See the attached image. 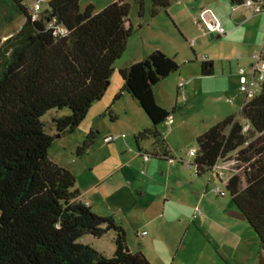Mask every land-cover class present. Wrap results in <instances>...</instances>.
<instances>
[{
	"label": "trees",
	"instance_id": "obj_1",
	"mask_svg": "<svg viewBox=\"0 0 264 264\" xmlns=\"http://www.w3.org/2000/svg\"><path fill=\"white\" fill-rule=\"evenodd\" d=\"M12 1L23 22L17 32L0 38V264H150L140 251L127 250L125 232L112 216L94 213L79 199L73 174L48 159L54 136L41 121L48 110L65 108L68 113L50 121L56 136L69 134L101 98L132 31L126 23L129 4L115 0L95 11L91 4L80 9L79 0H44L31 19L22 0ZM132 1L140 17L144 0ZM147 1L150 17L169 4ZM229 2L241 6L244 0ZM208 65L201 61L200 75L211 74ZM177 69L171 57L154 49L117 70L121 85L113 101L126 93L149 120L132 136L140 158L146 154L139 146L145 140L153 152L166 154L158 126L174 108L167 111L155 102L153 86ZM93 139L89 130L75 155L84 154ZM194 144L190 167L195 176L211 172L219 161H232L224 192L256 235V264H263L264 78L237 115L207 128ZM109 231L110 257L80 241Z\"/></svg>",
	"mask_w": 264,
	"mask_h": 264
},
{
	"label": "rangeland",
	"instance_id": "obj_2",
	"mask_svg": "<svg viewBox=\"0 0 264 264\" xmlns=\"http://www.w3.org/2000/svg\"><path fill=\"white\" fill-rule=\"evenodd\" d=\"M113 1L115 0H79L78 3L80 9L91 4L97 11ZM126 1L129 2L127 19L132 31L126 40L123 53L113 64L111 83H108L105 90L116 88L115 91L119 92V66H128L132 60H140L154 49L164 51L166 55L170 54L171 58L173 56L178 69L153 86L156 100L168 111L174 108V123L158 126L168 151L169 157L166 160L171 162V158L173 162L168 171L160 165L155 178L164 179L169 173L168 188H173L177 194L193 195L192 205L188 204L181 212L183 216L193 215L191 227L183 232L185 224L190 220L188 217L184 223L162 221V229L156 232L144 225V222L160 213L158 205L161 202L154 199V190L149 191L147 196L136 192L137 182L140 177H145L140 168L141 158H135L129 166L121 167L120 164L128 158L136 157L132 136L149 126V120L124 92L118 99L112 101V97L108 101L115 117L108 112H105L102 118L94 115L92 109L103 103V100L99 99L97 104L88 108L84 118L69 134L56 136L50 121L53 117L68 113V110H48L41 116L45 132L54 136L47 149V157L57 165L68 168L67 170L77 168V186H82L88 179L96 182L93 187L82 193L83 198L91 200L98 215H110L115 223L122 226L126 245L131 250H135L138 244L145 246L144 252L152 264H256L258 239L245 220L227 215L233 204L224 192L223 183L214 177L215 170L195 176L188 163L191 162L188 150L195 146V132H204L225 115L238 113V96L233 92L232 81L227 80L226 74L228 62L233 67L242 56L250 52V38L241 26H236L228 36L216 37L215 33L195 24L193 17L187 14H182L174 21L169 14L170 10L180 5L176 0H168V10L161 9L154 17L149 16L147 0L143 2L140 17L137 16L135 3L132 0ZM22 22L23 17L15 3L12 0H0V36L14 34ZM261 42L264 45V40L261 39L259 44ZM261 53L264 54V48ZM200 57L213 62L214 76H199ZM180 80L185 81L184 90L179 89L176 94ZM226 98L231 99L232 103L226 102ZM92 124L99 127V130H92L93 144L84 154L77 157L75 147L81 143ZM106 135L116 138L106 144L103 141V136ZM121 135L124 137H119ZM139 146L149 155L152 153L150 140L142 141ZM160 160L164 165H169L165 163V159ZM220 166L229 167L230 163L227 161ZM115 168L122 169H117L109 178L104 177L108 171ZM136 174L140 175L139 179L131 181L130 184L126 183L128 178L132 179ZM174 177H179V185L174 181ZM216 186L223 191L221 196L212 191ZM225 205L230 207L224 210L223 214H217V209L221 210ZM168 211L169 206H166L167 214ZM199 214L208 216V224L204 226L205 233L202 230H193V227H197L195 217ZM224 225L231 226L230 232H223ZM142 230L145 231L144 234H141ZM153 233L154 243L151 240ZM112 238L113 233L109 231L100 237L83 235L80 241L110 257L114 248Z\"/></svg>",
	"mask_w": 264,
	"mask_h": 264
},
{
	"label": "crops",
	"instance_id": "obj_3",
	"mask_svg": "<svg viewBox=\"0 0 264 264\" xmlns=\"http://www.w3.org/2000/svg\"><path fill=\"white\" fill-rule=\"evenodd\" d=\"M122 1L127 2L126 0H122ZM175 2L177 4H180V5L176 6V8L173 9L172 11L170 10L169 16L173 20L176 18L178 19V17H181L182 14H184V15L187 14L188 16H192L193 17L192 19H194L195 17H197V15L201 9L207 8L210 10L212 15L215 17L217 22L222 27L223 34H221V35H225V36L227 35L228 36V34H230L232 31H234L236 26H241L242 30L248 34V36H249L248 38H250V41H251L250 46L252 47V49L250 50V52L247 55L242 56L240 61L236 62L235 66L231 67L229 62H228V68H227V74H226L227 80L232 81V88L234 89L233 92H235V95L238 96V105L240 108V106L243 104L245 99H244L243 95L238 90L237 69H238V67L248 68L254 61L253 56L255 54H258V53L262 54L261 52L264 48V45H262L263 42H261V44H259V42L261 39L263 40L264 11L253 13L246 6H243V5L234 6V5H232L229 2V0H176ZM127 3L129 4V2H127ZM167 10H168V8H167ZM126 23L130 24V22H128V19H127ZM221 35L216 34V37L221 36ZM7 36L8 35H2V36H0V38L3 39ZM169 55L170 54H167V56H169ZM262 55L264 56V54H262ZM172 59H173V56H172ZM203 60L210 62V65H208V68H210L211 74L207 75V76H209V77L214 76L215 72H214L213 62L209 59L204 58V57H200V63ZM135 61H138V60H132L130 62V64L132 62H135ZM200 63H199V76H202V75H200ZM125 67H127V66H119L118 69L125 68ZM221 75H223V74L221 73ZM246 75L248 77H250V73H246ZM111 78L109 77L110 82H108V83H111ZM184 84H185V81H184ZM182 89L184 90V88H182ZM115 90H116V88H113L112 90H110V89L108 90V88H107V90H104L103 95L100 98V100H103V101H101L103 103H101V105H99V106L97 105V107H95V109H92L93 112L95 113L94 115L96 117L102 118L104 116L105 112H108L112 117H115L112 114L111 106L108 104L109 99L112 98L117 93ZM178 93H179V89H177V87H176V94H178ZM181 94H183V93H181ZM188 94H190V93H188ZM153 96H154V93H153ZM154 100L159 106H161L162 108H164L165 110L168 111V109L165 108V106L162 105L160 102H158L155 97H154ZM112 101H113V98H112ZM231 103H232V100H231ZM231 103H229V104H231ZM92 104H97V103L94 102ZM91 105H90V108H91ZM171 109H173V107ZM173 113L174 112L171 113L172 120H171V123H169V125L174 123L173 122ZM228 115H230V114H228ZM228 115H225L224 117H226ZM224 117H222L221 119H223ZM89 129H90V131H92L93 129L99 130V127H97L95 124H92L91 126H89ZM201 133H202V130H200V132H195L194 136L196 137L197 135H199ZM150 145H151V143H150ZM147 154L149 155V153H147ZM167 154H168L167 149H166V154H164L162 151L153 152V150H152V153L149 155L150 158L147 161H143L141 159L140 168L142 169L141 171H143V173L145 174L144 175L145 177H140L139 174H136L134 177H132V179L128 178L126 180V183L130 184L131 181L133 182V180L139 179V177H140L141 179H139V182H137V185H136V187H137L136 192H138V194H140L141 196L142 195L147 196L149 191L152 192L154 190V193H153V194H155L154 199L156 201L160 200V202H161L160 205H158L159 209H160V213L158 215H155L154 217H151L148 221L144 222V225H147L149 228H152V230L154 229L156 232V231H159L162 229V221L170 220V221H175L177 223H182V222L184 223V221H187V220H185V218L188 217V219L190 218V220H188V223H186L185 224L186 226H184L183 232L185 233L191 227L190 222L193 221V219H192L193 215L191 214L188 216H183V215H181L182 214L181 212H183L185 206H187L188 204L192 205V202L194 201L193 195L192 194H187V195L177 194L173 188H168L169 187L168 181L170 179L169 173L165 176L164 179L163 178L162 179H156L155 178L156 170L160 167V165L162 168H164L165 170L168 171L169 166L172 164L171 162H173V161L171 158H169V159H171V162H168L166 160V158L169 157V156H167ZM152 157H154L155 159H152ZM135 158L138 159L140 157H138L136 155V157H132V159L128 158V160H125L126 162L123 161V163L120 164L121 167L129 166L130 162H133V160H135ZM162 158L165 159L166 160L165 163H168L169 165H164V163L161 162L162 160H160ZM188 163L190 164L189 161H188ZM73 169L74 168H72L70 170V172L75 177V188L79 192V199L81 201H83L85 204H88L94 213L98 214L94 210V204H92L91 200L84 199L82 196V193L86 192L88 190V188L93 187L96 184V182L94 180L88 179L82 186H77L75 172L77 173L78 170H77V168L74 170ZM117 169H122V168H115L112 171H108L104 177L109 178ZM213 174H215V173H213ZM214 177H216V175ZM174 181L175 182L177 181L178 185L181 183L179 177H174ZM212 191H213V188H212ZM215 195H218V194H215ZM219 196H221V195H219ZM199 198L200 197H198V199ZM166 206H169L168 214L166 213ZM229 207L230 206L225 205L221 210L217 209L216 212H217V214H223V211ZM231 208H232V210L235 209L234 207H231ZM229 211H231V210H229ZM229 211H227V215H229ZM208 212H210V211L208 210ZM229 216L233 217L231 215H229ZM195 218L197 219L196 220L197 221V227H193V230L194 231H199V230L201 231L202 230V232L204 231V233H205L204 226H206L208 224L207 223L208 216H200V214H199ZM150 224H151V226H150ZM222 229H224L223 232H225V233L230 232L231 226L230 225H224ZM141 232H145V231L142 230ZM136 234H137V231H136ZM154 238H155V234L153 233L152 237H151L152 243H154ZM180 242H182V240ZM144 247L145 246H143L142 244H138V247L135 250H131L128 246H127V250L130 252L140 251L147 258V260H149V262L152 264L151 260L146 256V254L144 252ZM152 257H154V256H152ZM160 259L161 258H159V260ZM154 261H156V260L154 259Z\"/></svg>",
	"mask_w": 264,
	"mask_h": 264
},
{
	"label": "built area",
	"instance_id": "obj_4",
	"mask_svg": "<svg viewBox=\"0 0 264 264\" xmlns=\"http://www.w3.org/2000/svg\"><path fill=\"white\" fill-rule=\"evenodd\" d=\"M23 4L27 7V12L30 15L31 19L37 18L38 14L41 12L43 8V2L44 0H22ZM243 6H246L250 9L251 12L257 13L260 11H264V0H256L255 2L251 0H244ZM194 23L199 25L200 27H203L204 29L213 32L217 35L223 34V29L220 26V24L217 22L215 17L212 15L209 9L203 8L199 11L197 17L193 19ZM52 24L51 21L47 22V25L50 26ZM263 40H264V31H263ZM192 44L193 41H190ZM254 61L253 63L248 67H238L237 73H238V90L243 95L245 100H248L252 98L254 95H256L259 91V85L260 82L264 78V56L260 53L255 54L253 56ZM246 73H250V77L246 75ZM184 86V81L180 80L177 83V89H182ZM228 103H231L230 99H226ZM172 116L171 114L167 115L165 117L164 123H171ZM246 129V126L243 127V130ZM119 137H124L123 135ZM116 136L112 135H106L103 137V141L105 143H109L112 140H114ZM195 149L190 148L188 150V155L190 157L193 156ZM150 158V156L146 154H142L141 159L143 161H147ZM169 161H171L169 159ZM229 162L230 166L232 164V161L230 160H224L219 161L216 163L213 167V170H215L216 177L221 180L222 183L225 182L227 177L229 176L228 171L231 169V167L227 166H220L224 162ZM220 163V164H219ZM190 165V164H189ZM213 192L218 195H222L223 191L219 187L213 188ZM141 234H144V232H141Z\"/></svg>",
	"mask_w": 264,
	"mask_h": 264
},
{
	"label": "water",
	"instance_id": "obj_5",
	"mask_svg": "<svg viewBox=\"0 0 264 264\" xmlns=\"http://www.w3.org/2000/svg\"><path fill=\"white\" fill-rule=\"evenodd\" d=\"M57 136H58V135H57ZM229 215H231V216H233V217H235V218H238V219L244 220L243 215H242L239 211H237L236 209H233V210L229 211Z\"/></svg>",
	"mask_w": 264,
	"mask_h": 264
}]
</instances>
